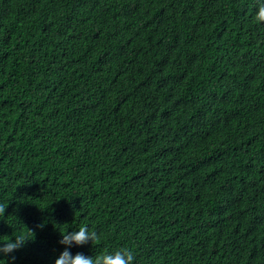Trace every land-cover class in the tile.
Listing matches in <instances>:
<instances>
[{
  "label": "trees",
  "instance_id": "1",
  "mask_svg": "<svg viewBox=\"0 0 264 264\" xmlns=\"http://www.w3.org/2000/svg\"><path fill=\"white\" fill-rule=\"evenodd\" d=\"M261 3L0 0V264H264Z\"/></svg>",
  "mask_w": 264,
  "mask_h": 264
},
{
  "label": "clouds",
  "instance_id": "2",
  "mask_svg": "<svg viewBox=\"0 0 264 264\" xmlns=\"http://www.w3.org/2000/svg\"><path fill=\"white\" fill-rule=\"evenodd\" d=\"M255 20L264 23V3L259 5ZM7 207L0 203V214L4 215ZM29 232L31 235H34L32 231L29 230ZM62 237L60 243L71 247L73 244L83 246L89 241L95 242L100 238V234L94 230L90 231L87 226L82 225L79 227L78 231L62 233ZM28 241L29 239L24 234L16 235L15 242H12V240L8 238L4 246L0 247V253L5 255L11 254L23 247ZM135 259L134 251L129 247H120L113 252L105 251L95 258L86 257L83 253H77L73 257L68 250H65L55 261V264H134Z\"/></svg>",
  "mask_w": 264,
  "mask_h": 264
}]
</instances>
